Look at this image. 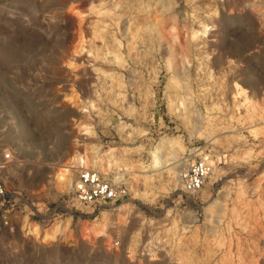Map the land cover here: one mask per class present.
I'll use <instances>...</instances> for the list:
<instances>
[{"label":"rangeland","instance_id":"obj_1","mask_svg":"<svg viewBox=\"0 0 264 264\" xmlns=\"http://www.w3.org/2000/svg\"><path fill=\"white\" fill-rule=\"evenodd\" d=\"M165 139L183 159L150 169ZM5 153V201L19 202L0 264H264V0H0ZM201 154L213 172L186 195L178 174ZM76 155L126 199L75 204L79 172L56 188ZM24 217L71 224L43 239ZM96 219L110 241L79 232Z\"/></svg>","mask_w":264,"mask_h":264},{"label":"built area","instance_id":"obj_2","mask_svg":"<svg viewBox=\"0 0 264 264\" xmlns=\"http://www.w3.org/2000/svg\"><path fill=\"white\" fill-rule=\"evenodd\" d=\"M11 160L12 157L9 153L2 155L0 173L7 168ZM213 169L214 162L209 155L201 154L194 157L188 162L186 168L178 174V183L182 192L186 195L198 193L212 174ZM6 193L4 183L0 180V225L4 226L9 225L8 216L18 206L19 202V199L12 203L6 202ZM127 196L126 186L105 179L99 173L89 169H83L77 174L72 191V200L75 204L89 207L92 210L122 202ZM44 216L46 218L52 217L50 213Z\"/></svg>","mask_w":264,"mask_h":264},{"label":"bare ground","instance_id":"obj_3","mask_svg":"<svg viewBox=\"0 0 264 264\" xmlns=\"http://www.w3.org/2000/svg\"><path fill=\"white\" fill-rule=\"evenodd\" d=\"M181 64L182 67H180V69L183 71L186 70L185 62L181 61ZM183 105L184 98H179L173 107V111L181 113L183 111L184 114H187L188 108L184 107ZM186 117L188 121L189 116L186 115ZM182 153H184V148L180 142H177L173 139L162 140L160 144L155 147L150 153L151 160L149 163V168L153 170L159 169L160 167H163L168 161L178 163L181 159H183L180 158V155ZM83 169H86L85 160L81 155H76L74 157L72 166L68 168L66 166L56 168V170L54 171L52 183L61 192L68 193L73 183V179L71 177L72 172H80ZM70 224L71 219L66 218L64 220L54 222L47 229H41L40 227H38V225L30 223L27 218L24 217L22 221V229L25 230L27 235L46 239L53 238L55 235L62 233L66 228L70 226ZM109 227V224H101L96 219L91 222H81L79 224V232L90 239L105 237L108 241H110L111 238L108 234Z\"/></svg>","mask_w":264,"mask_h":264}]
</instances>
